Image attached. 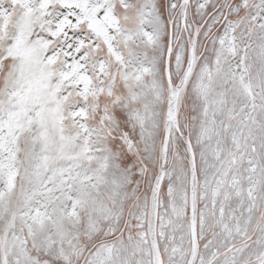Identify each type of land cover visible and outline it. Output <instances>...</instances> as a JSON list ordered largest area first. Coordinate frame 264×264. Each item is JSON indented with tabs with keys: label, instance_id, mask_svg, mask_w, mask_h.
Returning <instances> with one entry per match:
<instances>
[{
	"label": "snow or ice",
	"instance_id": "snow-or-ice-1",
	"mask_svg": "<svg viewBox=\"0 0 264 264\" xmlns=\"http://www.w3.org/2000/svg\"><path fill=\"white\" fill-rule=\"evenodd\" d=\"M0 264H264V0H0Z\"/></svg>",
	"mask_w": 264,
	"mask_h": 264
}]
</instances>
